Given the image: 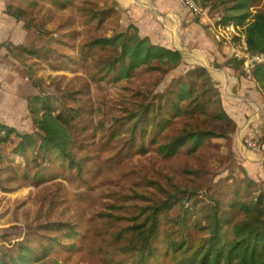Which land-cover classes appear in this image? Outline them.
Instances as JSON below:
<instances>
[{"label":"trees","instance_id":"16d2710c","mask_svg":"<svg viewBox=\"0 0 264 264\" xmlns=\"http://www.w3.org/2000/svg\"><path fill=\"white\" fill-rule=\"evenodd\" d=\"M75 1L51 0V3L65 8L74 5ZM80 1L77 9L89 20L97 21L100 27H104L113 14L120 12L115 0H97L94 4L96 8L86 5L85 0ZM193 1L200 11H217L220 15L216 20L218 26L228 23L238 25L250 54L264 53V9H253L257 0ZM183 5L189 12L190 8L184 0ZM5 11L17 20L26 18L25 9L12 4H7ZM200 11L191 16L196 22H201ZM47 22L38 18L28 19L24 27L34 29L36 41L30 47L4 41L1 47L5 49V54L21 62L27 71L26 59L33 57L35 62L39 58L48 60L59 51L61 60L51 63L53 70L69 71V66L74 63L76 66L91 67L93 71L90 79L84 80L80 87L70 81L59 84L57 79L50 85L51 91L39 86L42 90L31 99L28 96L29 117L35 123L33 131L5 126L7 138L0 137V149H3L0 151V188L4 190L14 183L40 185L67 176L75 177L84 185L92 184L85 177V156L79 153L81 147H75V134L72 132L76 121L83 118V89L89 92L91 81L98 77L111 76L119 82L135 76L141 68L166 74L182 60L179 51L153 43L148 36H141L137 25L120 20L111 29L103 31L101 28L92 32V37L80 43L79 53L71 58V55L57 49L53 42L56 39L62 45L72 46L70 38L74 31L70 29L71 25H59L71 33L62 38L58 34L44 35ZM64 57L66 59L62 61ZM231 60V66L238 73L254 81L264 102V62L257 64L249 73L242 67L244 59L240 61L231 57ZM29 78L34 79L32 69ZM38 82L36 78L35 83ZM177 84L169 92L167 87L158 86L151 87L147 92H137L141 98H136L131 110L125 108L122 115L115 118L117 128L124 123L128 125L127 135L114 133L112 138L119 137L122 146L128 149L134 147L139 153H147L152 146L161 156L168 157L183 150L192 153L211 137L222 136L216 129H202L203 123L197 119L203 117L218 123L230 120L221 106V92L214 86L216 83L208 71L195 65L188 70L187 76L180 77ZM185 117L195 119L197 123L185 121L180 131L161 140L160 131L171 126L176 118L186 120ZM254 141L261 144L260 150L264 155V135L254 138ZM215 166L219 167V164ZM239 166V175L232 172L211 184L202 179L198 185L174 184L168 188L159 181L144 177L147 185L154 186L157 193H161L159 196L143 193L144 188L138 186L137 179L124 183L117 202L108 207L111 210L94 214L116 217L121 222L111 239L101 235L100 247L113 258L107 259L106 263L264 264L263 181L260 183V179L253 178L242 165ZM233 168L234 165L227 171H233ZM187 172L200 174V170L194 169H187ZM10 178L12 181L7 183ZM128 207H133L129 213ZM85 210L88 215L92 214L85 208H79L74 210L76 217L69 213L65 221L55 223H50L45 217L54 212L48 211L37 221L24 226L20 224L21 227L11 233H1L0 264H48L49 260L52 264H71L65 259H54L51 253L74 252L77 249L76 240L81 238L78 218ZM207 228L208 238L199 236V231Z\"/></svg>","mask_w":264,"mask_h":264},{"label":"rangeland","instance_id":"374dc122","mask_svg":"<svg viewBox=\"0 0 264 264\" xmlns=\"http://www.w3.org/2000/svg\"><path fill=\"white\" fill-rule=\"evenodd\" d=\"M8 1L14 7L25 9L26 18L23 21L11 18L4 8L0 17L5 19L6 28L0 31L1 40H11L14 43L27 45V47L33 45L37 35L34 29L24 27L28 19L48 20L44 35L58 34L62 38L68 37L71 33L59 25L69 24L70 29L74 31L70 38V45L73 47L62 45L56 39L53 42L57 49L71 55V58L79 53L78 45L92 37V32L99 31L101 28L103 31L111 29V26L119 20L123 23L132 22L137 25L134 16L139 15L138 3L135 1L115 0L120 12L113 14L104 27H100L97 21L89 20L88 16L77 9V5L82 2L80 0H76L74 5L70 4L65 8L53 5L51 0ZM85 2L86 5L95 7L97 0H85ZM253 9H264V0H257ZM217 16L220 15L217 14ZM142 26L146 32L154 31L153 25L143 24ZM234 26L238 27L236 24ZM139 30L141 36H146L141 32V26ZM197 51L202 55L200 50ZM2 53H5L4 50L0 52V55ZM4 56L9 57L4 63L15 72H22L29 78L32 69L34 79L25 80L29 99L42 90L40 87L51 91L50 85L57 79L59 84L70 81L74 86L80 87L84 80L90 79V73L93 71L91 67L76 66L74 63L69 66V71H65L66 69L53 70L51 63H58L61 60L59 51L52 54L48 60L39 58L38 62H35L33 57L26 59L27 71L25 66L12 56L8 54ZM231 57L233 58L229 49L228 59L230 60L222 67L226 80L216 81L221 89L226 111H230V114L237 119V129L228 112L226 114L230 120H220L219 123L207 121L203 117L197 118L199 123H203L202 129L206 127L216 129L222 136L211 137L192 153L183 150L175 155L163 157L150 146V150L142 154L134 147L128 149L122 146V140L119 137L112 138L114 133L127 135L128 125L124 123L117 128L115 118L122 115L123 109L131 110L136 98L140 97L137 92L142 90L147 92L151 87L156 88V86L167 87L168 92L176 88L180 77L187 76L188 70L195 66L193 61L195 59L192 56H184L182 63L166 75L162 71H148L141 68L135 72V76L123 78L119 82H115L111 76L98 77L95 81H91L90 91L86 92L84 88L81 92L85 110L83 118L76 121L72 132L75 134V147H81L79 153L85 156L83 162L85 177L92 184L84 185L75 177L67 176L40 185L27 184L28 186H25L14 183L7 190L0 188V234L11 233L21 227L20 224L24 226L29 222L37 221L48 211L54 212L45 217H48L50 223H55L65 221L66 214L69 213L76 217L74 210L85 208L92 214L88 215L85 210L84 214L78 218L81 238L76 240L77 249L74 252L71 250L52 252L51 257L57 260L65 259L71 264H107L106 260L113 258L107 250L100 247L101 235L111 239L115 231L119 229L121 222L116 217L95 216L94 214L111 210L108 207L111 203L117 202L124 183L137 179L138 186L144 188L143 193L149 196H159L161 193H157L154 186L147 185L143 180L144 177L159 181L165 187L170 188L174 184L198 185L202 179H206L211 184L219 181L224 175H231L232 172L239 175V167H241L239 165L247 161L242 152L245 149V133L251 134L254 138L261 137L264 135V124L254 113H249L250 108L245 103L250 102V99H257L260 103V96L255 91L256 85L253 81L238 80L235 69L231 67L233 63ZM63 59L66 58H62V61ZM189 61L192 62L189 63ZM29 63H32V67H29ZM36 78L39 79L38 84L35 83ZM239 107H243L246 111L244 116L239 114ZM254 116L255 119H253ZM179 119L176 118L171 122V126L163 132L160 131L161 140L170 138L180 131L185 121L197 123L195 119L189 117H185L186 120ZM94 128H96L95 131ZM155 130L158 131V127ZM252 136L248 140L254 141ZM0 151L2 152L3 149ZM216 163L219 167L215 166ZM233 165V171H227V168ZM187 169L200 170V174L187 172ZM259 173H263L264 177L263 167L255 169L254 174ZM11 181L12 178L8 179L7 183ZM259 182L262 183L261 180ZM132 210L133 207H128L127 213ZM128 223L124 222V224ZM199 236L207 239L209 229L199 231ZM103 245L105 246L104 242ZM113 245L116 246L114 243ZM48 264H52V261L49 260Z\"/></svg>","mask_w":264,"mask_h":264},{"label":"crops","instance_id":"0c3cea01","mask_svg":"<svg viewBox=\"0 0 264 264\" xmlns=\"http://www.w3.org/2000/svg\"><path fill=\"white\" fill-rule=\"evenodd\" d=\"M133 1L138 3L139 15H135L134 19L137 22H135L137 26H141V32L149 36L153 43L179 51L182 56L180 64L184 60V56H192L195 59L193 60L194 64L208 71L209 76L214 80V83H216L214 86L217 88L218 92H221L216 80H226V76L222 73V67L230 60L228 59L230 47L228 43L224 42L218 32L219 26L216 24L218 18L217 11L208 9L200 11L202 12L200 16L201 22H196L193 19L194 13L187 11L183 5V0ZM7 4H10L8 0H0V15L4 8L6 9ZM192 15L193 17H191ZM8 16L11 17L10 15ZM143 24L153 25L154 31L146 32L145 28L142 26ZM5 28L6 21L4 18L0 17V31H4ZM177 35L180 36L178 37ZM5 41L12 42L11 40ZM3 42L4 41L0 39V52L3 50L5 52V49L1 47ZM186 47L191 50H188ZM197 50H200L202 55ZM4 55L5 53L0 55V121H2L5 126L17 127L31 132L35 129V123L31 121L27 107V97L29 93L27 92V82H25V80L29 78L22 72L11 70V68L4 63L9 57ZM191 62L192 61H189V63ZM180 64L174 67V69ZM235 72L238 80L245 79L251 81L236 70ZM255 91L260 96V103H258L257 99H250V102L245 103L250 108L249 113H254L264 124L263 95L260 90L255 89ZM220 99L222 108L225 112L230 114V111H226L224 107L225 103L223 97ZM244 112L246 111L243 107H239V114H241V116H244ZM230 117L237 129V119L232 114H230ZM253 119H255V116ZM231 135L234 136V134ZM251 136V134L245 133V149H243L242 152L247 161H244L242 166L253 178L262 180L264 185L263 173L254 174L255 169H259V167L261 169L262 167L264 168V155L260 149L256 150L246 145V141L251 138Z\"/></svg>","mask_w":264,"mask_h":264},{"label":"built area","instance_id":"2783aa9c","mask_svg":"<svg viewBox=\"0 0 264 264\" xmlns=\"http://www.w3.org/2000/svg\"><path fill=\"white\" fill-rule=\"evenodd\" d=\"M188 4L190 11L198 13L200 8L195 4L193 0H185ZM219 34L226 43L229 44L232 56L237 59H244L241 61L242 67L246 69L247 72H251L257 64L264 62V53L255 52L250 54V50L245 39V36L239 31L238 27H235L233 23H228L224 25H219ZM248 63V64H247ZM0 137L7 138V129L5 125L0 121ZM246 145L253 149H260L261 144L253 141L247 140Z\"/></svg>","mask_w":264,"mask_h":264},{"label":"clouds","instance_id":"9594fccd","mask_svg":"<svg viewBox=\"0 0 264 264\" xmlns=\"http://www.w3.org/2000/svg\"><path fill=\"white\" fill-rule=\"evenodd\" d=\"M253 70V69H252ZM2 122V121H1ZM5 125V124H4Z\"/></svg>","mask_w":264,"mask_h":264}]
</instances>
